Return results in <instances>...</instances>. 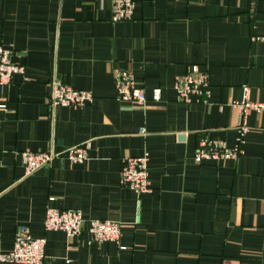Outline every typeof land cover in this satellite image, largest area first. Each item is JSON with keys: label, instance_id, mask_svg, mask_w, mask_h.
Returning <instances> with one entry per match:
<instances>
[{"label": "crops", "instance_id": "0c3cea01", "mask_svg": "<svg viewBox=\"0 0 264 264\" xmlns=\"http://www.w3.org/2000/svg\"><path fill=\"white\" fill-rule=\"evenodd\" d=\"M134 2L130 20L112 22L109 0H0V45L24 68L0 85L1 246L26 225L45 238V264H264V110L248 112L236 159H193L203 137L237 146L243 85L264 102V0ZM191 65L208 77L207 103L177 100ZM116 69L146 103L116 98ZM54 78L93 101L51 108ZM86 143L85 162L62 156ZM22 151L59 155L24 175ZM144 153L150 190L138 195L120 169ZM49 207L115 221L119 242L45 230Z\"/></svg>", "mask_w": 264, "mask_h": 264}, {"label": "built area", "instance_id": "2783aa9c", "mask_svg": "<svg viewBox=\"0 0 264 264\" xmlns=\"http://www.w3.org/2000/svg\"><path fill=\"white\" fill-rule=\"evenodd\" d=\"M104 1V0H98ZM111 3V21H127L131 19L135 6L134 0H109ZM24 68L10 61V50L4 45H0V85L5 86L10 82L13 74L23 73ZM114 87L116 98L121 101H128L137 104H144L147 101L146 95L139 87L130 71L114 70ZM177 100L184 104H191L198 99L205 98L208 102L210 95V85L206 73L199 70L197 65H191L186 72L177 77L174 82ZM242 97L240 101L232 103L238 111V138L237 146L228 148L222 140L200 138L193 159L200 162L204 159H236L242 152L241 144L243 137L249 131L246 122L249 111L257 112L264 110V102L251 101L247 85L242 87ZM161 91L154 88L151 100L158 102ZM93 94L90 91L77 90L54 78L51 82V93L48 104L51 108L57 106H67L82 108L93 101ZM196 98V99H194ZM143 132V129H141ZM89 145H76L68 147L62 156L70 163H83L88 159L87 151ZM59 154L53 151L32 152L22 151L20 153L24 175H30L40 167L48 165ZM148 154L140 156L126 157L120 169V184L133 190L136 194L149 192ZM43 226L45 230L62 231L68 237L78 236L82 230L89 233L91 241L97 242H119L120 224L115 221L89 219L85 220L77 210L47 208L44 214ZM44 237H32L29 227L20 225L17 227L13 245L10 250H4L0 240V263L8 264H45L44 262Z\"/></svg>", "mask_w": 264, "mask_h": 264}]
</instances>
